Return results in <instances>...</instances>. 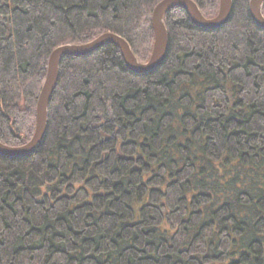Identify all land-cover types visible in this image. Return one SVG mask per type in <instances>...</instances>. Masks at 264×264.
I'll return each instance as SVG.
<instances>
[{
    "label": "trees",
    "instance_id": "trees-1",
    "mask_svg": "<svg viewBox=\"0 0 264 264\" xmlns=\"http://www.w3.org/2000/svg\"><path fill=\"white\" fill-rule=\"evenodd\" d=\"M159 1L0 0V141L32 137L55 47L113 32L146 62ZM248 4L215 29L167 11L149 72L115 44L61 59L41 142L0 154V264H264V29Z\"/></svg>",
    "mask_w": 264,
    "mask_h": 264
},
{
    "label": "water",
    "instance_id": "water-1",
    "mask_svg": "<svg viewBox=\"0 0 264 264\" xmlns=\"http://www.w3.org/2000/svg\"><path fill=\"white\" fill-rule=\"evenodd\" d=\"M264 0H249L248 11L254 23L264 29L262 14ZM174 7H182L192 22L204 29H215L227 22L232 10V0H218V11L214 17L207 18L193 0H160L153 8L151 26L153 45L146 62L139 61L132 52L128 42L118 34L104 32L91 41L81 44H62L55 47L49 54L46 74L36 101L35 127L29 141L20 146H8L0 141V154L8 157H22L31 154L41 142L47 126V107L50 96L56 85L59 64L64 56H80L91 53L106 44L118 46L123 61L131 71L143 73L156 68L165 57L168 34L163 21L167 11Z\"/></svg>",
    "mask_w": 264,
    "mask_h": 264
}]
</instances>
